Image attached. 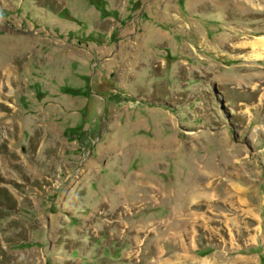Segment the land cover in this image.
Listing matches in <instances>:
<instances>
[{"label": "rangeland", "instance_id": "rangeland-1", "mask_svg": "<svg viewBox=\"0 0 264 264\" xmlns=\"http://www.w3.org/2000/svg\"><path fill=\"white\" fill-rule=\"evenodd\" d=\"M257 39L264 0H0V211L49 195L54 242L6 264H264Z\"/></svg>", "mask_w": 264, "mask_h": 264}, {"label": "crops", "instance_id": "crops-1", "mask_svg": "<svg viewBox=\"0 0 264 264\" xmlns=\"http://www.w3.org/2000/svg\"><path fill=\"white\" fill-rule=\"evenodd\" d=\"M182 173L180 172H174V181L177 180V177L180 176ZM172 176V175H171ZM172 181L171 183H173ZM128 185L126 188L129 190H151V189H162V188H175L174 185L166 184L165 182H159L158 184H155L154 187H145L141 185ZM118 186L122 187V184L119 183ZM81 189V188H80ZM78 196L80 197L81 191H78ZM64 201L70 202V200L74 198H70V191L62 190ZM49 196V195H48ZM168 199V198H167ZM22 198H20V202H22ZM147 203H151V200H146ZM101 203H107V199L104 198V200L101 201ZM168 205L176 204L174 202H167ZM49 209L46 212L42 211L41 207H38L36 202L33 201L31 205H26L23 203H19L16 207V215L12 217V221L16 224V227H11L10 231L9 228H6V232H4L5 229H2L0 221V239L4 236V234L7 235H15V234H21L22 238L20 239L19 245H23L26 248L23 249V252L26 250L28 256H30L31 253H35L36 261H39V259L44 258V254L46 255V258H48V255L52 252L54 242L50 241L52 234L50 233V227H49V216H51L50 210L52 207L50 205L48 206ZM87 209V203H83V210ZM44 241V242H43ZM39 245H41V248H39ZM12 247H14V244H12ZM43 248H46V251H44ZM18 252L20 250H17ZM17 251L12 250L14 256L17 255ZM41 252V258L39 257V253ZM23 255L19 256L18 259H21ZM31 257V256H30ZM4 260L3 253L0 251V261ZM29 261V260H28Z\"/></svg>", "mask_w": 264, "mask_h": 264}, {"label": "bare ground", "instance_id": "bare-ground-1", "mask_svg": "<svg viewBox=\"0 0 264 264\" xmlns=\"http://www.w3.org/2000/svg\"><path fill=\"white\" fill-rule=\"evenodd\" d=\"M260 41L264 45V39H262ZM251 48L253 50H256V51L259 50V52H260V50H264V49H258V39L255 40V42H253V44L251 45ZM262 53H263V56H264V52H262ZM255 58H260V55L258 54V56H256ZM3 76H5L6 79L9 80L11 78V73H7L6 70H5L3 72ZM239 168L241 170H243L241 166H239ZM236 175H237V178H240L239 170L237 171ZM237 186H238L237 183H232V184H230L227 187V192L224 195L223 201L224 202H229L230 205L231 204L234 205V203H237L239 206H242V207L246 206V204H245V201H246L245 200V196L246 195L243 198H241L242 196L239 195L238 193H236V191H235V190H237ZM232 199H234L235 202L232 201ZM202 200H204V201H213L214 200V196L208 195V194L190 195V196H188V198L186 200V203L202 201ZM253 211H254V209H249V210L243 211V214H247V215H249V217L253 218L254 217L253 216ZM161 254H162V256L165 255L164 253H161ZM186 254H189L187 250H186ZM128 257H130V254L127 256V258ZM181 259H184V260L189 261V262L191 261V264H209L207 261H203L201 263H198L196 261H192L191 258L188 255L175 256V257H172V258L165 259L163 261H165L164 264H168V261L175 262V261H179Z\"/></svg>", "mask_w": 264, "mask_h": 264}, {"label": "trees", "instance_id": "trees-1", "mask_svg": "<svg viewBox=\"0 0 264 264\" xmlns=\"http://www.w3.org/2000/svg\"><path fill=\"white\" fill-rule=\"evenodd\" d=\"M91 1V3H93V2H96L97 0H90ZM94 5H96V4H94Z\"/></svg>", "mask_w": 264, "mask_h": 264}]
</instances>
